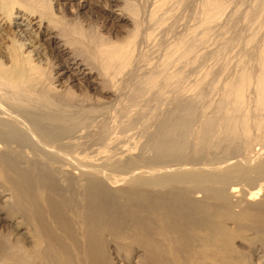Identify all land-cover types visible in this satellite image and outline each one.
<instances>
[{"label":"bare ground","instance_id":"obj_1","mask_svg":"<svg viewBox=\"0 0 264 264\" xmlns=\"http://www.w3.org/2000/svg\"><path fill=\"white\" fill-rule=\"evenodd\" d=\"M42 1L0 0V264H103L105 241L113 264H246L251 254L248 264H264V145L254 157L261 158L258 164L250 155L216 163L195 161L196 155L184 160L190 147L187 134L202 101L205 120L196 136L203 143L214 141L217 147L228 141L233 146L241 139L250 146L264 136V0H201L195 22L172 44V52L167 48L162 62L147 63L151 71L141 87H134L132 98L129 94L131 100L140 92L164 93L182 83L171 69L176 62L187 59L192 69L201 66V71L193 70L194 81L180 85L190 96L175 113L184 115L178 114L156 136L155 151L165 163L124 171L126 164L115 158L112 166L121 173L110 171L108 164L126 153L120 146L131 135L124 142L119 136L121 144L112 134L114 140L98 148L82 146L79 139L83 127L94 124L96 110L103 106V114L113 101L125 103L122 87L113 86V77L107 80L103 71L122 74L134 65L137 50L129 42L101 45L96 59L105 66L98 73L71 47L76 40L56 29L60 21ZM54 1L59 9L62 1ZM123 1L94 0L113 7L117 26L124 9L134 11L129 0ZM165 1L170 0L160 3ZM160 5L155 9L165 8ZM160 14L158 29L169 20ZM48 53L56 59L51 75ZM89 93L108 95L110 101L103 103L99 96L102 103L93 104ZM212 93L216 99H210ZM219 127L222 133L215 140ZM236 177L247 180L246 192L241 183L215 186Z\"/></svg>","mask_w":264,"mask_h":264},{"label":"rangeland","instance_id":"obj_2","mask_svg":"<svg viewBox=\"0 0 264 264\" xmlns=\"http://www.w3.org/2000/svg\"><path fill=\"white\" fill-rule=\"evenodd\" d=\"M45 1H47V3H48V9H47L48 11L47 12L49 14H51V16L53 18L56 17V18H54V19H56V21L58 19H59L58 22L60 21L59 26L56 27V29L59 30L60 32L62 31V29L65 30V32H67V33H69V35H71V37H72L71 39L73 41L76 40L75 42L77 44L76 43L72 44L71 47L73 49L75 47L74 50L76 51L78 56L80 58L82 56L81 59H83V60L85 58L84 62L86 64H88L90 67H92L95 71L96 70L97 71L98 70L103 71L104 70L103 67L105 66L104 64H100V61H98L99 59H96L97 53H98L99 49L101 48V45L106 44V43H108V44L111 43L112 45H114L113 43H115L117 45L120 43L119 45H121L123 42H125V44L129 42V44L132 43L131 45L134 46L137 50L135 53V59L133 61L134 65L132 64L133 66L132 67L130 66L131 69L130 68L125 69L123 72H121L122 74L118 73L116 71V69H114V71H113V68L111 69L113 71L111 73L115 74L117 72L118 75L116 73V75L111 74L112 75L111 76L110 70L108 71L109 75L108 74L106 75L107 71H105V70L103 71L104 74L102 73V71H100L101 73L98 71V73L103 74V77L106 76L107 80H109L111 77H113L112 79L109 80V81L112 80L111 84L113 86H116L118 88L120 86L122 87V90L120 87V90H121L120 92H121V94L124 93L122 95V98H124V101L122 100V102H125L122 105H125L126 107H123L121 105L120 101H118L119 103L117 101H113L114 104L111 103L112 105L111 104H108L109 106L106 105L109 109L106 113H103L104 115L101 114V112H100V110L103 109V106L101 107L100 110L98 109L99 113L96 110L95 112L97 114H93V115H95V117H96V116L101 114V117L100 116L99 117H100V119L102 118V120L98 121V120H100V119H98L99 117L95 118L92 115L95 119V122H97L98 124L94 122V124H95L94 125L90 120V122L92 123V126H91V124H89L91 126V128H90V126L86 125L90 128L89 130H87V133H86V130H84L86 126L83 127L84 129L81 127V130L83 129L82 131H85V132H81L79 130L76 131V132H78V131L81 132L80 134H82V135H80V136H83V138L82 137H80V138L84 139V140L79 139L80 143H82L81 145L87 147V146H89V143H90V144H92L91 147L98 148L100 145L102 146L103 144H105V146H106L108 142H110L111 140H114L115 138L118 139L119 136L121 137L119 139L123 138L122 140L124 142L129 137L126 135L129 134V135H131V138L130 139L128 138V140L125 141L124 146H120V149L124 150L126 153L123 156L121 155L119 157L118 156L114 157L112 159L113 161H111L110 164H108V165H110L108 168L111 167V168H113V170L116 169L115 173H121L123 171L122 170L121 172H119V171L117 172L118 168H116L115 165H113L114 167L112 166V164L115 163L114 162L115 158H117V159H115V161H117V163H120L122 161L121 162L122 164H126L124 167L125 168L124 171H128V169L129 170L135 169V167H139V168L140 167L141 168L146 167L147 168V166L152 167L154 165L156 166L157 164L159 165V162H162V161H161V158H159L160 156H158V153H156L157 151H155V145L159 141V138H157V137L158 136L161 137L160 131L162 133V131L164 130L163 128L165 126H167L168 123H171V122L174 123L173 120L175 119V117L178 118L179 116L184 115V113L182 115H180V112L175 113L178 106L182 107V106L186 105V103L189 101L188 97L190 96L189 93L187 91H185L184 88H180V85L182 84V87H184V86H188L190 83H192L194 81V77H196L195 73L197 71H198L197 73H199L201 71V68H200L201 66H197L198 67L197 69H192V67L188 65L187 59H185L186 62H185V60H182L183 62H178V63L176 62V64L173 67L171 66V69L173 71L176 70L178 72V74H180V78L183 81L182 83L179 82L175 85H170L172 87L166 88L164 90L165 94L163 92H160V91H157V92L156 91H151V92L144 91V92H140L139 94H137L136 97L138 98V100L136 97H134V99H132V100L129 97L131 96V98H132V96H133L132 92L134 91V87H136V88H138L139 86L141 87V85H140L141 79L143 78L144 75L148 74L151 71L152 66L150 64H149V66H147V63H155V61H156V64H158V63L162 62L161 59L164 58L162 55L165 54V52L167 51V48L169 49L167 52H170V51L172 52V50H173L171 48L172 44L174 42H176L178 39H180V37L182 38L184 35H186L188 33L189 28L195 22L194 20L197 18V12H198L197 11V9H198L197 4L201 0H196V1L194 0V2L192 1V3L189 0H183V1H180V0H175V1L170 0L169 1V0H167L169 2L165 1L162 3H160V0H155V2L153 0H129L132 3L131 4L132 8L134 7L133 8L134 11L133 10L132 11L135 13L130 11L131 12V14H130V12L127 9H124V11H125L124 12L122 10H118L117 8H114V10L116 11V14L117 13L118 14L124 13L123 19H122V21H120L119 26H117L114 19H112V13H113L112 8L113 7L110 8L106 2L100 3V2H94V0H88V1L83 2L81 0H73L76 3L66 4V3H64L66 0H61L62 2H60V4H59L60 8L57 9L58 8V7H56L57 2H55L54 0H43L42 2H45ZM157 1H158V3H156ZM122 2H124V1L122 0ZM167 3H170V4H167ZM123 4H126V2H124ZM160 4H163L165 6V8L164 9L162 8V10H161L159 6H162V5H160ZM82 5H84V7H82ZM157 5H159V6L155 9V6H157ZM152 10L155 14L153 12L151 13ZM160 13H163L162 14L163 16H166V17L168 16L169 18L168 17L167 18L169 20H167V24H165V27L162 26L163 28L160 27L158 29V26H157L158 24L156 23V21L161 17ZM166 13L168 15H166ZM127 14H128V16H127ZM129 15H131L130 16L131 18L129 17ZM194 16H195V19H194ZM136 25H140V27H141V28L139 27V29H140L139 34H137V32L135 31ZM73 31L75 33H72ZM79 31L81 32L80 33L81 35L78 34ZM145 31H146V33H145ZM153 33H155V34H153ZM79 36H80V38H79ZM150 39L152 41H150ZM149 47H151V49ZM82 48H84V49L82 51H80ZM89 48H91V49H89ZM147 48H149V49L147 50ZM153 50H155V51H153ZM144 52L146 55L144 54ZM86 56L89 59L86 58ZM45 58H47L46 60H48V61L45 60V62H49V66H50V64L53 65L55 60H56L50 53H48V55H46ZM91 58H94L95 60L91 59ZM102 58H109V57H102ZM141 58L144 60H142ZM89 60H91L93 62L91 63V61H89ZM149 60L150 61L152 60V61L150 62ZM159 60H160V62H159ZM96 61H97V63H96ZM145 61H148V62H145ZM106 62H108V60H106ZM142 64H144V65L146 64V65L144 66ZM102 65H103V67H101ZM49 66H48L47 71L51 75L53 73V68H52V66H50V67ZM99 67H100V69H99ZM49 69H51V71ZM193 70L195 71V73ZM124 74H125V76H124ZM181 74L183 76H181ZM119 75H120V77H119ZM115 76H117V77H115ZM124 77H126V78H124ZM120 78H122V79H120ZM184 78H185V80H184ZM119 81H121V82H119ZM138 84H139V86H138ZM132 87H133V89H132ZM72 88L74 91H76V94H80V91L77 90L76 87H72ZM123 88H125L126 90ZM114 89H116V88H114ZM127 89H129L130 91ZM131 89H132V91H131ZM170 89H172L173 92L169 91ZM177 89H181V90H177ZM166 90H168V91H166ZM129 92H131V93H129ZM87 93L88 92H86V96H87ZM213 93L210 94V99H212V97H215ZM129 94H131V95L129 96ZM159 94H162V95L160 96ZM89 95H90V93L88 94V98L90 97L91 102L93 104H100L102 102L107 103V101H110V99L107 98L108 95H103L102 93H99V96L101 97L100 99L101 100L103 99L102 102L100 100H98L99 96L97 97V94H93L90 96ZM120 97H121V95H120ZM127 98H129L128 100H129L130 105H128ZM153 98H154V100H153ZM216 98L217 97H215V99ZM105 99H107V101ZM97 101L100 103H98ZM130 102H132V103H130ZM133 102H135V103H133ZM199 102H201V101H199ZM203 102L204 101L201 102L202 104L201 103L198 104L199 109L194 114V120L192 121L190 131L187 134V141H188L190 147L188 148L189 151H187V154L185 155V158L186 157H188V158L187 159L184 158V160L192 161L194 159L193 158L194 155H196L195 161H203V162H211V163L212 162L213 163L221 162L222 159L223 160L231 159V157L233 159L234 156L245 158V156L250 155L249 157L254 158L257 151L259 152L264 145V136L262 137L261 140L258 139V140H255V142L253 141L252 142L253 144L250 143V146L248 145L249 144L248 142L241 140V139H239L240 143L237 141L233 142V146L230 144V142L227 141V143H226L223 141L219 145H216L220 149L213 146V145H215V144H213L214 141L212 142V144L210 143V145H209V143L207 144L206 141H205V143H203L204 142L203 139H199V138H198L199 140L197 139L196 131L203 127V123L205 120L204 115H203L204 114L203 109L206 106L204 105L205 103H203ZM117 104L121 105V107H123V109H125V110H123V109H122L123 111L119 110L121 107L118 109ZM106 106L104 105V107H105L104 109H107ZM115 107L117 108L116 110H119L120 112H122V114H120L119 111H116ZM116 112L117 113L119 112L118 113L119 115L116 114ZM178 114H179V116H178ZM92 116H90V117H92ZM202 119H204V120H202ZM99 122H101V123H99ZM104 122H105V124L106 123L107 124L105 125ZM164 124H166V125H164ZM96 126H98V127H96ZM88 127H86V129H88ZM99 127H101V128H99ZM124 129H126V130H124ZM221 129L222 128L219 127L214 131L216 133V134H214V135H216L214 138L215 140L220 138V134L222 133ZM158 130H159V132H158ZM191 131H193V132L191 133ZM198 131H200V130H198ZM76 132H74V133H76ZM101 132H102V134H101ZM87 135H88V137H87ZM111 135L113 138L114 137L115 138L112 139ZM108 138H110V139H108ZM119 139H118V142L121 141V144H122L123 143L122 140H119ZM194 139H195V141H194ZM214 139H212V140H214ZM200 140H202L204 147L199 146ZM86 142L88 143V145L87 144L84 145ZM192 143L195 146L194 151H193L194 147H193ZM222 143H224V144H222ZM205 144H207V145H205ZM225 144H229L230 146L229 145L225 146ZM196 145L199 146V148H196ZM241 145H243V146H241ZM130 149H132V150L129 151ZM204 149H205V152L203 151ZM197 150L202 151L203 153L200 152L199 154H196ZM206 150H207V152H206ZM111 151H113V154L115 153V149L112 147H111ZM138 157L142 161L136 162L135 159L138 160L137 159ZM255 159L256 158H254V160H253L254 161L253 164L254 163L258 164L257 160H258V162H260L261 158L260 159L257 158L256 161H255ZM157 160H159V161H157ZM162 163H165V162L163 161ZM55 169H58V168H55ZM55 169H54V171H55ZM106 169H107V167H106ZM113 170L111 169L110 171L114 172ZM119 170H121V169H119ZM58 172H56V174ZM61 174L62 173L60 172V175ZM219 174H225V173H219ZM245 180L246 179L237 178V177L233 178V179L230 178V180L225 181L226 184H224V182H221V183H217L215 186H217V187L219 186L218 188H220V187L221 188H223V187L228 188L230 186V184L232 185L234 183H238V184L241 183V184H239V187L241 189L243 188L242 192H244L246 189H248V188H246V186L250 187V185L247 184L248 182H245ZM241 185H242V187H241ZM253 192H255V191L254 190L249 191V193H253ZM241 194L243 195V193H241ZM101 251L103 253L102 254L103 255V264H113L114 262H112L110 257H109L108 241H105L104 244L101 245ZM248 258L251 259V260L247 259L248 260L247 262L250 263L254 257L251 254L250 256H248ZM247 262H246V264H248Z\"/></svg>","mask_w":264,"mask_h":264}]
</instances>
